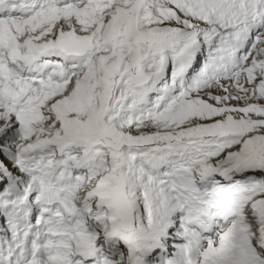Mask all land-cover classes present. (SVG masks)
<instances>
[{"label":"snow or ice","instance_id":"obj_1","mask_svg":"<svg viewBox=\"0 0 264 264\" xmlns=\"http://www.w3.org/2000/svg\"><path fill=\"white\" fill-rule=\"evenodd\" d=\"M0 264H264V0H0Z\"/></svg>","mask_w":264,"mask_h":264}]
</instances>
